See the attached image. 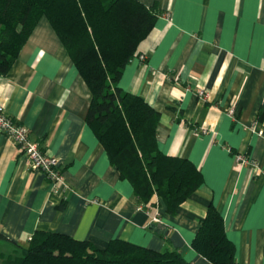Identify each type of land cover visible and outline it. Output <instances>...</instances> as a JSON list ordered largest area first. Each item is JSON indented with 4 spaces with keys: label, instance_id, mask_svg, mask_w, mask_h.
Masks as SVG:
<instances>
[{
    "label": "crops",
    "instance_id": "0c3cea01",
    "mask_svg": "<svg viewBox=\"0 0 264 264\" xmlns=\"http://www.w3.org/2000/svg\"><path fill=\"white\" fill-rule=\"evenodd\" d=\"M139 1L163 15L140 44L141 56L126 66L120 87L161 114L160 151L194 163L203 185L175 215L164 206L151 214L136 204L131 184L86 123L90 90L42 22L10 74L0 76V105L59 160L68 189L54 193L0 133V253L22 251L37 232H55L99 249L123 240L210 264L192 243L213 204L236 264H264V115L258 121L264 112V0ZM256 122L263 135L252 131Z\"/></svg>",
    "mask_w": 264,
    "mask_h": 264
},
{
    "label": "trees",
    "instance_id": "16d2710c",
    "mask_svg": "<svg viewBox=\"0 0 264 264\" xmlns=\"http://www.w3.org/2000/svg\"><path fill=\"white\" fill-rule=\"evenodd\" d=\"M163 12L139 0H0V76H8L39 22L47 18L91 92L86 123L104 147L137 205L175 215L204 183L190 160L159 149L161 114L142 97L125 92L126 66ZM261 113L259 120L263 118ZM0 233V240L4 239ZM193 249L210 264H236L235 246L211 204ZM4 264H192L178 250L155 251L123 240L99 249L55 232H37L19 255L0 253ZM1 261V262H2Z\"/></svg>",
    "mask_w": 264,
    "mask_h": 264
},
{
    "label": "built area",
    "instance_id": "2783aa9c",
    "mask_svg": "<svg viewBox=\"0 0 264 264\" xmlns=\"http://www.w3.org/2000/svg\"><path fill=\"white\" fill-rule=\"evenodd\" d=\"M201 97H206L204 91H200ZM234 114V110L230 111ZM258 123L254 124L252 131L263 135V131L258 129ZM0 133L6 135L29 160L30 167L33 171L44 174L51 185L54 193L63 196L68 187L64 181V176L60 169V162L57 158L43 152L40 147L31 140L30 130L22 124L14 121L10 117L2 105H0ZM238 162L249 164L252 160L244 155H236ZM160 220L156 217L155 222Z\"/></svg>",
    "mask_w": 264,
    "mask_h": 264
},
{
    "label": "rangeland",
    "instance_id": "374dc122",
    "mask_svg": "<svg viewBox=\"0 0 264 264\" xmlns=\"http://www.w3.org/2000/svg\"><path fill=\"white\" fill-rule=\"evenodd\" d=\"M42 22H47L51 27H52V25L50 24V22L48 21V19L47 18H43L40 22H39V24L38 25H40ZM38 27V26H37ZM52 29H53V27H52ZM36 30V29H35ZM54 30V29H53ZM56 33V32H55ZM57 35V34H56ZM60 40V39H59ZM31 239V238H30ZM29 239V240H30ZM22 251H18V250H13V251H11V250H6L5 251V255H8V257H12V256H15V255H19L20 253H21ZM2 261V260H1ZM0 261V264H4L3 263V261L1 262Z\"/></svg>",
    "mask_w": 264,
    "mask_h": 264
}]
</instances>
